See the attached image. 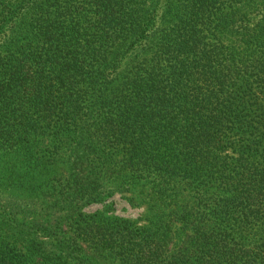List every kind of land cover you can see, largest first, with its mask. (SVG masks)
<instances>
[{"label":"trees","instance_id":"16d2710c","mask_svg":"<svg viewBox=\"0 0 264 264\" xmlns=\"http://www.w3.org/2000/svg\"><path fill=\"white\" fill-rule=\"evenodd\" d=\"M109 260L264 264V0H0V264Z\"/></svg>","mask_w":264,"mask_h":264},{"label":"rangeland","instance_id":"374dc122","mask_svg":"<svg viewBox=\"0 0 264 264\" xmlns=\"http://www.w3.org/2000/svg\"><path fill=\"white\" fill-rule=\"evenodd\" d=\"M110 203L112 202L114 204V214L120 217H126L130 218L133 220H139L142 222V217L144 214V208L142 207H133L131 206L119 193L114 194L112 197L109 199ZM103 204L101 203H92L84 208L85 211L87 212H94L96 210L102 209ZM21 240H25V242L28 240L27 236L25 237L22 235L20 237ZM104 264H122L119 261L115 260H109V261H104Z\"/></svg>","mask_w":264,"mask_h":264}]
</instances>
